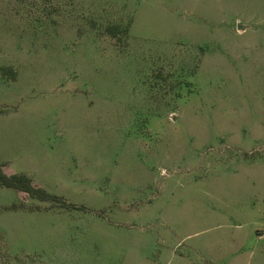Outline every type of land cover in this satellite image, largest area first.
<instances>
[{"label":"rangeland","instance_id":"374dc122","mask_svg":"<svg viewBox=\"0 0 264 264\" xmlns=\"http://www.w3.org/2000/svg\"><path fill=\"white\" fill-rule=\"evenodd\" d=\"M0 166V264H264V0H0Z\"/></svg>","mask_w":264,"mask_h":264},{"label":"trees","instance_id":"16d2710c","mask_svg":"<svg viewBox=\"0 0 264 264\" xmlns=\"http://www.w3.org/2000/svg\"><path fill=\"white\" fill-rule=\"evenodd\" d=\"M108 35L118 38L119 33L126 34L128 27L119 28L117 25H108L105 28ZM0 186L14 188L23 191L30 198L42 201H54L67 208H77L75 204L65 201L63 198L47 193L43 188L35 186L32 179L23 173H6L0 166ZM15 207V205L13 206Z\"/></svg>","mask_w":264,"mask_h":264}]
</instances>
